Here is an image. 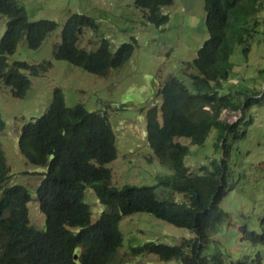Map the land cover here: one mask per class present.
<instances>
[{"label":"trees","instance_id":"16d2710c","mask_svg":"<svg viewBox=\"0 0 264 264\" xmlns=\"http://www.w3.org/2000/svg\"><path fill=\"white\" fill-rule=\"evenodd\" d=\"M173 1L133 0V3L143 12V25L160 27L169 20L170 13L164 8ZM203 9L208 35L196 56L183 65L179 75L167 76L158 89L159 104L153 102L141 108L146 141L152 151L144 158L149 162H155L156 158L170 173L156 175L153 185H135L126 180L120 187L112 185V173L115 178L123 164L140 167L135 152L131 150L124 161L114 162L116 170L107 167L117 157L118 139L107 111H90L83 103L68 106L62 90L55 87L40 116L26 122L21 116L23 124L19 125L17 135V148L23 158L45 169L37 173L42 177L35 191L44 215L43 228L38 229L30 222L28 189L21 184H9V167L0 146V264H112L122 249L120 221L138 212L187 228L194 236L172 245L146 241L127 248L131 256L155 254L161 260L178 259L183 264L225 263L219 251L203 255V248L228 218L220 207L227 187L226 160H212L211 169L202 165L198 172L192 173L184 162L189 147L178 139L185 137L191 144H202L209 132L216 129V147L222 150L219 142L225 141L224 136H245L246 130L239 129L240 123L246 128L252 116L228 122L221 120L220 114L259 104L263 99L260 91L251 95L243 92L239 100L238 95L223 93V87L233 77L230 58L234 49L241 46L246 55L245 45L258 31L257 13L264 6L258 0H203ZM0 15L5 19L0 37V81L9 87L12 97L23 98L30 88L29 77L43 75L52 64L49 60L36 64L10 63L8 55L22 39L28 48L37 49L58 24L50 19H29L18 0H0ZM84 29L94 32L91 36L96 37L95 48L79 45ZM99 30L93 17L70 13L61 27L59 41L53 46V58L106 77L130 59L135 42L131 39L112 49ZM4 126L0 117V129ZM223 156H228L226 149ZM87 189L94 191L103 206L94 221L85 201ZM159 191H164L163 195ZM174 194H181L182 199H176ZM259 226V231L241 226L244 239L264 244V216ZM244 258L230 260L229 264H245Z\"/></svg>","mask_w":264,"mask_h":264},{"label":"rangeland","instance_id":"374dc122","mask_svg":"<svg viewBox=\"0 0 264 264\" xmlns=\"http://www.w3.org/2000/svg\"><path fill=\"white\" fill-rule=\"evenodd\" d=\"M18 2L25 8L29 19H50L58 24L37 49L28 48L26 40L22 39L14 52L8 55L10 63L25 61L36 64L49 60L52 64L43 75L29 77L30 88L23 98L12 97L9 87L0 81V117L5 122L4 128L0 129V146L9 166V184L24 185L29 191L31 200L28 210L34 227L43 228L44 215L39 209L35 191L42 177L37 173L45 169L23 158L17 148V135L23 124L21 116L25 122L40 116L49 105L55 87L62 90L68 106L83 103L90 111H107L109 122L118 135L117 157L106 164L107 167L116 170L114 162L124 161V156L131 150L135 152L140 167H126V163L123 164V169L117 172L115 178L112 173V185L120 187L125 180L135 185H153L156 175L169 174V169L156 158L155 162L144 158L152 151L146 141V123L141 108L154 102L159 85L168 75H179L183 65L192 61L207 38L203 0H174L164 8L170 16L168 22L160 27L150 23L143 25V12L134 6L133 0ZM258 2L264 6V0ZM73 12L93 17L100 26L99 32L110 41L112 49L132 39L135 46L130 59L115 71L111 70L106 77H99L67 61L53 58L52 49L60 39L61 27ZM185 13H189L190 17L186 15V22L183 23ZM4 20L0 15V37L5 30ZM257 20L258 31L249 40V45H245L248 48L246 55L241 46L234 49L230 58L233 77L228 80L230 84L224 83L223 93L231 92L242 100L240 95L243 92L251 95L260 91L259 96L263 99L249 109L224 110L220 114V119L228 122H234L240 116L241 120L244 115L246 118L252 116V122L246 128L240 123L239 129L246 130L245 136L225 137L226 158L216 147V129L209 132L202 144H191L185 137L178 139L189 147L184 162L192 173L198 172L202 165L211 169L212 160H226L228 189L220 207L227 212L228 218L210 235L209 242L203 248L204 255L219 251L226 263L242 257L250 260L259 256L261 264H264V244L245 240L240 230L241 226H245L249 230L259 231V220L264 216V9L257 13ZM93 33L90 29H84L79 45L85 49L95 48L96 37L91 36ZM221 146L224 151V145ZM163 192L159 191V195H163ZM174 197L182 199L181 194H174ZM85 201L90 206L91 221H94L103 206L91 189L85 191ZM119 228L123 238L122 249L112 264H181L178 259L161 260L155 254L134 257L128 249L151 240L172 245L194 236L189 229L174 226L146 212L124 216Z\"/></svg>","mask_w":264,"mask_h":264},{"label":"clouds","instance_id":"9594fccd","mask_svg":"<svg viewBox=\"0 0 264 264\" xmlns=\"http://www.w3.org/2000/svg\"><path fill=\"white\" fill-rule=\"evenodd\" d=\"M161 85H159V87H160ZM159 87L156 89V94L158 93V89H159ZM154 102L156 103V104H159L160 103V100H159V97H158V95H157V97L155 98V100H154ZM150 106V105H149ZM146 107V106H145ZM222 113V112H221ZM222 120V119H221ZM4 121V120H3ZM224 121V120H223ZM226 136H224V138H225ZM188 139V138H187ZM190 141V140H189ZM181 143V142H180ZM219 145L221 146V145H224V149H225V141H223V140H221L220 142H219ZM223 152V150H221V153ZM9 167V166H8ZM10 174V173H9ZM226 175H227V177H228V169H227V171H226ZM227 187H225V190L227 191ZM152 242H156V241H152ZM160 243V242H159ZM177 244H180V243H177ZM204 255V254H203ZM245 259V264H261V258L259 257V256H256L255 258H251L250 260H248L249 258L248 257H245L244 258ZM230 262H225L224 264H229ZM181 264H183V263H181Z\"/></svg>","mask_w":264,"mask_h":264},{"label":"crops","instance_id":"0c3cea01","mask_svg":"<svg viewBox=\"0 0 264 264\" xmlns=\"http://www.w3.org/2000/svg\"><path fill=\"white\" fill-rule=\"evenodd\" d=\"M186 15H187V13H185L184 15H183V18H182V22L183 23H185L186 22ZM189 17H190V15H188ZM190 21V20H189Z\"/></svg>","mask_w":264,"mask_h":264}]
</instances>
